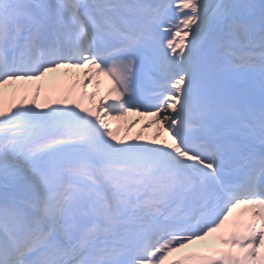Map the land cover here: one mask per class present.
<instances>
[{
    "label": "snow or ice",
    "instance_id": "1",
    "mask_svg": "<svg viewBox=\"0 0 264 264\" xmlns=\"http://www.w3.org/2000/svg\"><path fill=\"white\" fill-rule=\"evenodd\" d=\"M0 264H264V0H0Z\"/></svg>",
    "mask_w": 264,
    "mask_h": 264
},
{
    "label": "bare ground",
    "instance_id": "2",
    "mask_svg": "<svg viewBox=\"0 0 264 264\" xmlns=\"http://www.w3.org/2000/svg\"><path fill=\"white\" fill-rule=\"evenodd\" d=\"M128 119H130V118L128 117Z\"/></svg>",
    "mask_w": 264,
    "mask_h": 264
}]
</instances>
